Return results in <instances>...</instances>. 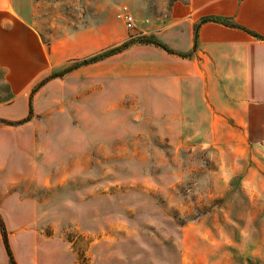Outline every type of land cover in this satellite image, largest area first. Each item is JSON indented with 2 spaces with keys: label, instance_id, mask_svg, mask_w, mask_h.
Listing matches in <instances>:
<instances>
[{
  "label": "rangeland",
  "instance_id": "obj_1",
  "mask_svg": "<svg viewBox=\"0 0 264 264\" xmlns=\"http://www.w3.org/2000/svg\"><path fill=\"white\" fill-rule=\"evenodd\" d=\"M175 1L22 0L50 46L44 76L133 44L42 86L25 123V103L0 123L19 260L26 241L31 264H264V117L183 109L161 51L138 42H161ZM0 240L9 263L1 229Z\"/></svg>",
  "mask_w": 264,
  "mask_h": 264
},
{
  "label": "crops",
  "instance_id": "obj_2",
  "mask_svg": "<svg viewBox=\"0 0 264 264\" xmlns=\"http://www.w3.org/2000/svg\"><path fill=\"white\" fill-rule=\"evenodd\" d=\"M21 2L0 0V120L21 114L16 107L23 103L27 116L31 90L48 76H44V69L50 46L48 50L42 44L22 15ZM167 20L168 24L161 29L160 43L175 53H191L190 57L180 58L152 47L161 51V79L176 82L183 109L196 103L245 111L253 107L264 117V40L253 37L264 39V0L175 1ZM167 36L175 42L187 37V45L183 49L172 45L166 41ZM100 40L98 33L94 43L100 44ZM1 128L4 132L5 126L0 125ZM7 169L6 160L0 159V182L3 176L5 181ZM9 202L4 188H0V218L7 230L11 227L3 212ZM14 207L19 209L20 205ZM22 246L27 250L21 260L10 246L13 260L15 264H31L32 249L26 241ZM0 264H9L1 240Z\"/></svg>",
  "mask_w": 264,
  "mask_h": 264
},
{
  "label": "trees",
  "instance_id": "obj_3",
  "mask_svg": "<svg viewBox=\"0 0 264 264\" xmlns=\"http://www.w3.org/2000/svg\"><path fill=\"white\" fill-rule=\"evenodd\" d=\"M231 27L238 28L236 25H232V24H231ZM251 35H253V34H251ZM253 37L261 39V40H264L263 38H260V37L254 36V35H253ZM196 39H197V34H196V29H195L194 30V34H193V51L195 50V47H196ZM138 42L141 43V44H144V45H151V46H153L155 48H158V49L164 51L165 53H167L169 55H174V56H177V57H180V58H188L191 55V53H188V54L175 53L173 50H170L169 48H167L162 43H160L157 40H155L153 38H150V37L149 38H142ZM132 44L133 43H130V42L122 43L120 46H118L116 48L110 49V50H108V51H106L104 53H101L99 55L93 56L91 58L83 59L81 61H77L73 65H70V66L62 69L59 72L52 73V74L46 76L45 78H43L31 90V94H30V97H29V100H28V114H27V116L24 119H22L20 121H17L15 124L25 123L26 121H28L32 117V112H33V110H32V108H33L32 107V97L38 91V89H40L48 81H51V80H53L55 78H58V77H61V76L65 75L67 73H70L71 71L76 70V69H78L80 67H84V66H87L89 64L101 61V60H103L105 58L117 55V54L123 52L125 49H127ZM0 123H4L6 125H12L10 122H6L4 120H0ZM0 229H1L2 239H3V245H4V248H5L6 254L8 256V259H9V264H15V262L13 260L12 253H11V251L9 249V246H8V243H7V238H6V234H5V230H4V224H3L2 220H1V218H0Z\"/></svg>",
  "mask_w": 264,
  "mask_h": 264
},
{
  "label": "built area",
  "instance_id": "obj_4",
  "mask_svg": "<svg viewBox=\"0 0 264 264\" xmlns=\"http://www.w3.org/2000/svg\"><path fill=\"white\" fill-rule=\"evenodd\" d=\"M124 24H125L126 28L131 29L133 27V22H132L131 16L127 15L124 17Z\"/></svg>",
  "mask_w": 264,
  "mask_h": 264
}]
</instances>
